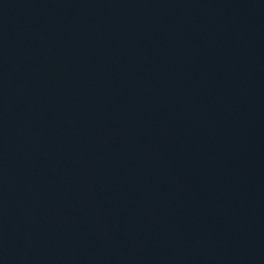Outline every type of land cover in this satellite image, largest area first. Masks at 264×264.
I'll list each match as a JSON object with an SVG mask.
<instances>
[{
  "label": "water",
  "instance_id": "95a60500",
  "mask_svg": "<svg viewBox=\"0 0 264 264\" xmlns=\"http://www.w3.org/2000/svg\"><path fill=\"white\" fill-rule=\"evenodd\" d=\"M0 264H264V0H0Z\"/></svg>",
  "mask_w": 264,
  "mask_h": 264
}]
</instances>
